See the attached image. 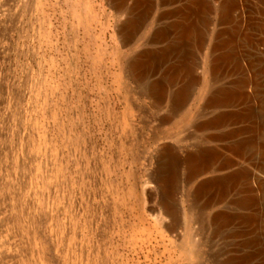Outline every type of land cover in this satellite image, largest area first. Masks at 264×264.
I'll return each instance as SVG.
<instances>
[{
    "label": "rangeland",
    "instance_id": "374dc122",
    "mask_svg": "<svg viewBox=\"0 0 264 264\" xmlns=\"http://www.w3.org/2000/svg\"><path fill=\"white\" fill-rule=\"evenodd\" d=\"M124 18L108 0H0V264H192L179 246L186 190L236 167L181 179L177 219L161 215L152 159L166 143L194 149L162 130L197 111L199 87L174 115L132 97L125 58L154 46L149 32L166 21L148 16L124 45ZM236 192L208 209L239 214L236 243L221 234L199 264L230 249L255 252L244 264L264 255V233L241 218Z\"/></svg>",
    "mask_w": 264,
    "mask_h": 264
},
{
    "label": "bare ground",
    "instance_id": "6f19581e",
    "mask_svg": "<svg viewBox=\"0 0 264 264\" xmlns=\"http://www.w3.org/2000/svg\"><path fill=\"white\" fill-rule=\"evenodd\" d=\"M108 1L117 13L125 14L118 25L124 45L148 16L166 21L154 24L149 32L147 43L154 46L125 58L126 79L135 84L132 97L147 99L151 109L166 103L174 115L199 87L197 111L184 113L162 130L178 142L194 140V149L180 151L163 142L152 159L155 188L162 196L161 215L177 219L174 192L181 179L190 183L206 171L236 167L226 176L211 175L187 188L181 256L201 263L221 234L227 244L236 243L232 224L239 214L208 211L233 188L235 207L245 211L241 218L264 233V0ZM168 63L170 68L154 78ZM244 242L255 243L252 238ZM233 251L223 253L217 264H244L257 258L255 252ZM258 260L264 264V255Z\"/></svg>",
    "mask_w": 264,
    "mask_h": 264
}]
</instances>
